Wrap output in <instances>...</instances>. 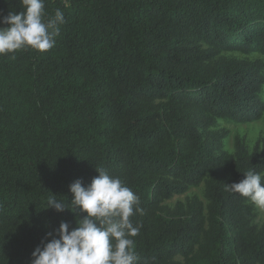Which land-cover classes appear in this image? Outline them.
Here are the masks:
<instances>
[{
  "label": "trees",
  "instance_id": "16d2710c",
  "mask_svg": "<svg viewBox=\"0 0 264 264\" xmlns=\"http://www.w3.org/2000/svg\"><path fill=\"white\" fill-rule=\"evenodd\" d=\"M264 0H0V264H264ZM205 184L207 206L176 195Z\"/></svg>",
  "mask_w": 264,
  "mask_h": 264
},
{
  "label": "rangeland",
  "instance_id": "374dc122",
  "mask_svg": "<svg viewBox=\"0 0 264 264\" xmlns=\"http://www.w3.org/2000/svg\"><path fill=\"white\" fill-rule=\"evenodd\" d=\"M227 58H239L247 60H262L264 62V56L259 53H252L250 55H243L240 53H225ZM261 100L264 104V87L261 92ZM212 131H224L225 137L222 139L223 150L228 154H233L235 140L241 139L250 153L253 152L255 147L259 150L264 148V112L260 120L247 124H238L229 120H218L216 125L211 127ZM264 177V173H263ZM200 201L204 207L207 206V200L205 197V184H200L197 187L190 188L186 193L182 195H176L170 200L164 201V205L173 208L176 203L180 202L186 204L192 199ZM248 205L252 209L253 222L258 226L264 224V200L252 199L248 202Z\"/></svg>",
  "mask_w": 264,
  "mask_h": 264
}]
</instances>
